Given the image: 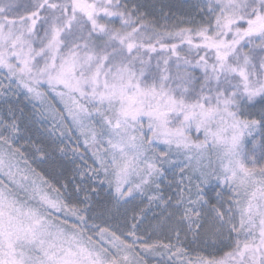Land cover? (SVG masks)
Instances as JSON below:
<instances>
[{"label":"snow or ice","instance_id":"obj_1","mask_svg":"<svg viewBox=\"0 0 264 264\" xmlns=\"http://www.w3.org/2000/svg\"><path fill=\"white\" fill-rule=\"evenodd\" d=\"M0 264H264V0H0Z\"/></svg>","mask_w":264,"mask_h":264}]
</instances>
